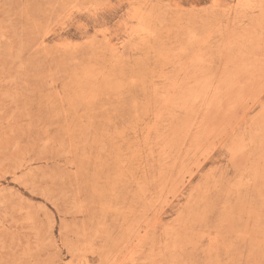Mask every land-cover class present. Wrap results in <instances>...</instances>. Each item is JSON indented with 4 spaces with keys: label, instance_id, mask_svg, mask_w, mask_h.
Here are the masks:
<instances>
[{
    "label": "rangeland",
    "instance_id": "obj_1",
    "mask_svg": "<svg viewBox=\"0 0 264 264\" xmlns=\"http://www.w3.org/2000/svg\"><path fill=\"white\" fill-rule=\"evenodd\" d=\"M0 264H264V0H0Z\"/></svg>",
    "mask_w": 264,
    "mask_h": 264
}]
</instances>
